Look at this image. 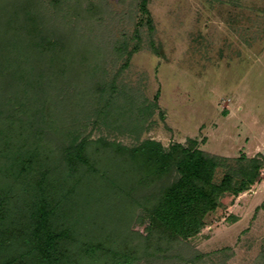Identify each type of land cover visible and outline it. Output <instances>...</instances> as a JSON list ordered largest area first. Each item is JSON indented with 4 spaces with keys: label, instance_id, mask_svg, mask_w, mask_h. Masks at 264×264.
<instances>
[{
    "label": "trees",
    "instance_id": "obj_1",
    "mask_svg": "<svg viewBox=\"0 0 264 264\" xmlns=\"http://www.w3.org/2000/svg\"><path fill=\"white\" fill-rule=\"evenodd\" d=\"M69 3L50 0L49 6L66 17ZM147 3L139 0L136 34L142 26L153 33ZM34 6L29 0H0V264L177 259L221 199L236 198L259 181L264 160L242 155L229 164L205 154L194 140L167 148L151 139L125 146L64 127L44 97L43 83L61 80L75 66L80 76L85 65L68 55L60 31L43 27ZM138 46L115 47L125 57L123 67ZM86 94L94 124L120 133L126 126L139 131L150 113V107H134L128 98L118 102L114 79L94 84ZM83 96L81 91L70 103L74 113L82 110L71 119L76 125L84 116ZM132 108L135 120L126 125Z\"/></svg>",
    "mask_w": 264,
    "mask_h": 264
},
{
    "label": "rangeland",
    "instance_id": "obj_2",
    "mask_svg": "<svg viewBox=\"0 0 264 264\" xmlns=\"http://www.w3.org/2000/svg\"><path fill=\"white\" fill-rule=\"evenodd\" d=\"M29 1L43 27L60 31L68 55L85 65L80 76L75 66L61 80L43 83L44 97L64 127L125 146L151 139L167 148L194 140L205 154L229 164L242 155L264 160V0H148L152 34L146 26L135 33L139 0H71L66 17L53 12L50 0ZM124 42L129 49L139 45L125 67V57L115 51ZM89 66L94 69L87 73ZM113 79L118 102L150 107L135 133L131 126L120 133L94 124L86 92ZM81 91L87 101L76 125L82 110L74 113L70 103ZM132 109L126 125L135 120ZM183 248L177 259L159 264H264V168L249 191L221 199Z\"/></svg>",
    "mask_w": 264,
    "mask_h": 264
}]
</instances>
